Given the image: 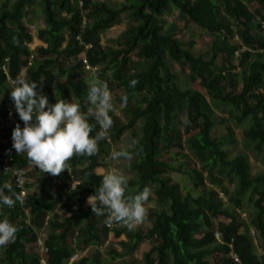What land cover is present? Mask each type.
<instances>
[{
	"label": "trees",
	"instance_id": "obj_1",
	"mask_svg": "<svg viewBox=\"0 0 264 264\" xmlns=\"http://www.w3.org/2000/svg\"><path fill=\"white\" fill-rule=\"evenodd\" d=\"M249 6L256 9L250 11ZM34 10L41 12L44 21V28L35 34L41 43L36 57L29 47L33 37L24 25L25 16H33ZM174 12L212 37L208 59L195 56L172 35L163 33L158 20ZM123 14L130 23L117 39L118 47L101 48L100 36ZM235 35L240 45L230 44ZM135 52L137 60L133 62L130 57ZM81 54L96 69L98 79L120 92L117 104L124 107L128 121L119 127L112 117L113 125L106 137L98 141L94 155L74 154L66 169L52 175L12 148L11 132L17 124H23L18 115L14 116L16 124L11 126V132H6L4 149L12 155L13 170L25 169L29 171L27 176L35 177L31 183L24 181V191L32 185L36 190L26 192L12 207L0 205V219H8L17 228L14 242L0 246V264H40L42 255L27 250L32 245L35 252L39 251L36 241L41 231L46 235L43 239L46 253L42 256L45 264H70L77 250L98 247L106 238L116 240L131 255L142 243L152 242L141 263L132 258L122 264H208L207 258L218 255L220 259L214 264H234L231 253L240 264H264V253L258 255L251 238L240 233L244 223L236 212L223 206L219 192L203 184L205 172L209 182L217 183L223 195L228 196L214 176L218 171L234 182L235 198L229 196L228 200L235 207L240 206V197L247 196L250 202L256 198L251 225L264 245V171L251 177L246 158L243 155L230 158L224 149L225 139L214 136L217 125L231 121L242 128L243 140L252 144L256 152L263 153L264 164V0H126L118 9L94 0H3L0 117L5 118V108L11 100L9 81L15 80L23 69L27 73L25 79L35 81L36 90L50 104L57 99L67 102L73 99L87 114L90 72L84 70ZM235 56L243 68L240 81L231 72ZM169 61L186 67L194 90L179 89ZM219 68L228 80L220 76ZM133 79L137 83L129 87ZM124 95L126 103L121 101ZM207 102L225 107L226 118L214 116ZM177 119L185 123V146L201 168L189 173L190 188L185 195L179 183L170 179L177 169L165 160L166 156L176 158L173 149L185 147L181 135L174 130ZM139 122L140 134L129 150L130 155L136 156L131 167L135 181L128 183L132 190L125 197L145 189L151 191L156 208L146 211L150 227L143 232L128 228H112L111 232L106 224L99 230L98 221L103 215L92 213L87 198L100 185L102 175L97 170L104 166L105 145L108 140L117 143L125 130L133 129ZM89 123L95 125L90 133L94 136L99 125L91 117ZM2 149L0 146V162ZM15 179L11 172L0 169V188L8 184L20 194ZM3 192L9 194L8 189ZM56 202L65 211L60 221L49 217ZM104 214L107 216V209ZM221 218L227 222L220 221ZM122 236L126 241L119 240ZM110 254L113 260L119 258L115 251ZM98 255L94 253L93 258H80L71 264H102Z\"/></svg>",
	"mask_w": 264,
	"mask_h": 264
},
{
	"label": "rangeland",
	"instance_id": "obj_2",
	"mask_svg": "<svg viewBox=\"0 0 264 264\" xmlns=\"http://www.w3.org/2000/svg\"><path fill=\"white\" fill-rule=\"evenodd\" d=\"M3 0H0V4ZM94 2L97 3H104L108 8L110 9H118L122 5L126 4V0H94ZM250 11H253L256 9V6H249ZM35 11V10H34ZM159 23L163 27V33L172 35L175 39H177L182 45H184L187 49H189L195 56H202L205 59H208L209 57V49L210 44L212 42V37L205 32L200 31L196 26H194L191 22L178 18L176 12L170 15L162 16L159 20ZM130 23V19L126 14L121 15L118 22L114 25H112L105 33H103L100 36V47L103 49L112 47L117 48L119 43L117 39L121 36V34L127 29L128 25ZM24 25L27 28L28 32L32 35L33 41L29 45L32 55L36 57L37 48L41 46V43L35 38L36 31L38 29L44 28V21L41 12L35 11L33 16H28V14L25 16L24 19ZM230 44L233 45H240L239 38L235 35L234 38L230 39ZM66 44L64 43L62 47H64ZM131 60L133 62H136V52L131 55ZM79 59V58H78ZM70 63H74L73 61H70ZM169 67L171 68L172 72L176 75V83L180 90H194V85L192 84V79L189 78L188 72L186 71V67L184 66H177L176 64L172 63L171 61L168 62ZM220 65V64H219ZM232 67L234 68L231 72L232 74H235L239 78L237 79L240 81V77L242 75V70L239 66V59L234 57L231 63ZM220 68L218 69L219 72ZM89 73V72H88ZM25 69L21 70L18 77H24L26 75ZM220 76L226 77V74H224V71L221 70L219 72ZM87 84L94 80L103 81L101 79L97 78V74L94 71H91L90 74L87 75ZM229 78V77H228ZM225 79V80H228ZM105 82V81H103ZM11 85V84H10ZM108 89L111 92L112 95V102L114 105V112H110L111 116L116 120V124L121 127L125 125L128 121V116L125 112V109L123 106H120L117 104V99L120 95V92L114 87V86H107ZM241 88L238 86V89ZM1 100V98H0ZM71 102L75 101L72 99ZM88 103V100H87ZM209 106V111L216 116L217 118H226V108L223 106H220L219 104H213L211 102H207ZM89 106V104H88ZM116 106V108H115ZM89 117H91L89 115ZM92 118V117H91ZM10 125L14 126L16 122L15 119H11ZM21 128L24 126L23 124H20ZM175 131H177L183 140V144L185 146V139L187 138V135H185V123H183L182 119H177L175 123ZM228 126L231 130V135L227 132ZM11 127L9 128V132H11ZM140 122L130 130H125L119 141L117 143H113L111 141H107L105 145V152L106 156L104 157V166L97 170V172L101 175L105 174L107 171L115 168L119 169L128 179V183L135 181V175L132 172V165L136 161V156L131 155L130 159H124L119 158L116 160H113L111 158V153L113 151H118L121 149L125 150H131L134 147V141L140 134ZM241 127H236L233 125L231 121H228L224 126L217 125L214 136L216 138H223L225 139L224 149L227 152L228 156L230 158H233L238 155H243L246 158L249 174L251 177H254L258 174H260L262 171H264V164L262 163V152H256L253 148L252 144H249L245 142L241 136ZM108 133V132H107ZM172 152L176 155L175 159L170 158L169 156L165 157V160L171 164L175 169H177V172L170 174V179L172 183H179L182 191V195H185L186 191L190 188V182H188L187 178L189 176V173L191 170H201L199 167V164L194 160L192 154L189 152V150L186 148V146L183 149H173ZM66 167L69 165V160L66 162ZM178 165L180 167H178ZM214 176H216L217 181H221L222 186L225 187L228 196H224L223 193L220 190V187L217 183L209 182L207 175L205 172H203V184L206 188H212L215 191L219 192V198L222 200L223 206L225 208H228L230 210H234L238 216V219L241 220L244 223V228L240 231L241 234H246L248 237L251 238L256 252L258 255H262L264 253V245L262 244L261 240L257 236L256 233H254V229L251 225V220L255 214V210L253 207V202L256 200L254 198L251 202L248 200L247 196L240 197V206L235 207L233 205V202L228 200L229 196H233L235 198V185L232 180L227 179L224 174L221 172H214ZM35 179L33 175L27 176L25 182L29 181L30 183ZM29 183V184H30ZM36 188L34 185L26 189V192L32 193L35 192ZM132 188L127 187L125 189V196L129 195L131 193ZM148 191L147 199L144 201V207L146 208V211L148 209H154L156 208L155 202L152 199L151 191ZM65 216V211L60 207V204L56 202V206L52 212V214L49 216L51 219H54L55 221H60ZM146 217V215H145ZM107 216L105 214L102 216L101 219L98 221L97 228L100 230L103 226L108 224L106 222ZM220 221L227 222L226 219L221 218ZM215 223L217 221H214ZM106 227V226H105ZM150 227V222H148L145 218L139 225L135 226L133 229H131L134 232L137 231H144ZM113 228V229H112ZM124 228H127L124 224H110V230H122ZM111 230V232H112ZM110 232V231H109ZM43 232L41 231L40 234ZM76 235V234H75ZM119 240H125L126 239L122 236ZM220 240V236L218 238ZM70 245L72 248L74 247V240L72 239L70 242ZM76 246V245H75ZM152 242H144L142 243L135 252L131 254H127L124 248H121L118 245V242L116 240H110L106 238L102 244L98 245V247L92 246L90 248H83L80 249L81 251H76L78 253V259L80 258H93L94 253L99 254L102 264H122L124 262H129L133 259H137L138 262H142V255L147 247H151ZM79 247V248H81ZM77 248V247H76ZM28 253H35L36 255H42L40 251L34 250V247L30 245L28 247ZM111 251H115L119 258L116 260L112 259V256L110 254ZM155 257V254H154ZM220 259V256H215L212 258H207L208 264H214Z\"/></svg>",
	"mask_w": 264,
	"mask_h": 264
},
{
	"label": "clouds",
	"instance_id": "obj_3",
	"mask_svg": "<svg viewBox=\"0 0 264 264\" xmlns=\"http://www.w3.org/2000/svg\"><path fill=\"white\" fill-rule=\"evenodd\" d=\"M136 83L134 79L129 81V87H134ZM36 89V82L24 77H17L11 82L9 103L13 101L17 113L15 115H18L24 125L21 128L17 124L13 128L12 148L17 154H26L38 169L57 175L66 169L65 162L74 154L92 156L97 152L98 141L106 137L113 125L110 115L115 110L113 98L105 82H90L87 89L89 107L85 114L78 103L57 99L56 103L50 104L48 98ZM121 101L126 103L127 95L122 96ZM89 115L99 125V131L94 136L90 135L95 125L89 123ZM110 155L113 160L131 158L129 151L125 149L113 151ZM127 187L128 179L119 169L107 171L102 175L94 194L87 198L92 213L104 215V209H107V223H123L129 230L142 223L146 215L144 201L148 191L145 189L125 197ZM3 189H8L9 194H4ZM21 198L22 194L12 191L8 184L0 188L2 206L12 207ZM16 232V226L8 219H0V246L14 242ZM71 263L73 262L70 261Z\"/></svg>",
	"mask_w": 264,
	"mask_h": 264
},
{
	"label": "built area",
	"instance_id": "obj_4",
	"mask_svg": "<svg viewBox=\"0 0 264 264\" xmlns=\"http://www.w3.org/2000/svg\"><path fill=\"white\" fill-rule=\"evenodd\" d=\"M88 48H89V46H85V49H88ZM80 59H81L82 66H83L85 71H87V72L96 71L95 68L91 67L87 63V61H86V59H85L83 54H81ZM2 70H3V72L5 74H7V71H6L5 67H2ZM11 82L12 81H10V84H11ZM5 112H6V117L5 118H1L0 117V146L3 148L2 149L3 158L1 159V162H0V169L2 171H4L5 173L11 172L12 175L16 177L15 180H16L17 187L21 190L20 194H22V197H24L26 192L24 191L23 183H24L25 178L27 177V174L29 173V171L25 170V169L12 170V167H11L12 155L10 153L5 152V149H4L5 146L7 145V140L5 138L6 131H7V129L10 126V123L12 121L11 119L13 118V116L15 114H17L16 111H15V108H14L13 101H11L9 103V106L5 108ZM62 201L65 202V199L62 198ZM45 225H46V223H45ZM106 226L108 228H110V224H107ZM45 237H46V235L44 233H42V234L39 235V237H38V239L36 241V245L38 246V249L41 252L42 256H43V254L46 253V249L43 247V239ZM216 238L217 239L219 238L218 234H216ZM42 256H41V259H40L39 262H40V264H45V261H44ZM229 256H230V258H231V260L233 261L234 264H240V261H239V259H238V257L236 255L231 253ZM77 259H78V253H75L71 257L70 261L74 262Z\"/></svg>",
	"mask_w": 264,
	"mask_h": 264
}]
</instances>
